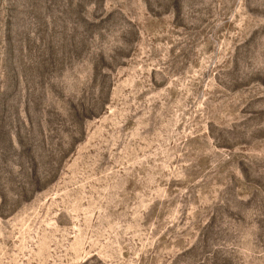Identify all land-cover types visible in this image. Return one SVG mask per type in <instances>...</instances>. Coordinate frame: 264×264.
Wrapping results in <instances>:
<instances>
[{"label": "rangeland", "instance_id": "obj_1", "mask_svg": "<svg viewBox=\"0 0 264 264\" xmlns=\"http://www.w3.org/2000/svg\"><path fill=\"white\" fill-rule=\"evenodd\" d=\"M0 264H264V0H0Z\"/></svg>", "mask_w": 264, "mask_h": 264}]
</instances>
